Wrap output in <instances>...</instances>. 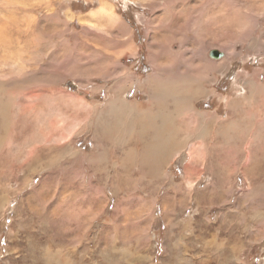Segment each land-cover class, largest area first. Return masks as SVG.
I'll list each match as a JSON object with an SVG mask.
<instances>
[{"label": "rangeland", "instance_id": "rangeland-1", "mask_svg": "<svg viewBox=\"0 0 264 264\" xmlns=\"http://www.w3.org/2000/svg\"><path fill=\"white\" fill-rule=\"evenodd\" d=\"M102 2L128 30L93 16ZM263 8L264 0H0V17L15 21L7 32L15 51L33 30L41 35L28 67L35 75L6 86L14 98L0 126L8 155L0 264H264V90H249L264 86V14L256 24L250 17ZM187 28L234 54L203 80L195 111L175 120L161 161L145 163L151 136L141 137L140 125L128 132L130 113L115 124L109 103L119 93L149 108L139 85L175 52L202 66ZM129 38L134 52L122 46ZM60 68L65 78H47ZM117 84L127 88L114 94ZM31 93L39 94L36 114L23 115ZM193 145L202 156L196 168L186 166Z\"/></svg>", "mask_w": 264, "mask_h": 264}, {"label": "bare ground", "instance_id": "bare-ground-1", "mask_svg": "<svg viewBox=\"0 0 264 264\" xmlns=\"http://www.w3.org/2000/svg\"><path fill=\"white\" fill-rule=\"evenodd\" d=\"M26 12L30 18V13L28 11ZM262 12H263L262 14L252 13V15L250 16L252 23H255L256 19H259V17L264 14V8L262 9ZM35 16L36 13L33 16L32 20H34ZM93 16L96 17L98 21L104 20L107 23H110L112 25H119L122 29L128 30V27L124 23L121 16L115 12L114 6L112 4L102 2L99 8H97V10L93 12ZM5 17L8 18L6 15ZM5 17L4 18L0 17V53H3L2 55H0L1 56L0 57V126L6 124L7 122L6 113L7 110H9V106L12 105L14 98V93L6 90V86L9 85V88L12 90L16 84H19V82H21L29 75H35L36 71L34 69H29L28 67L32 65L31 62L33 63L34 60L32 54L35 51H38V50L34 51V48L40 46L41 44L40 43L41 40H39L41 39V35H38V33H36V31L33 30V38L29 41L26 40L24 46H20V49H16L15 51L13 44L14 41L11 37L7 35V32L10 30L11 25H13L15 21L14 19H12L10 22ZM68 18H70V14L68 15ZM37 23L38 22L34 24V27L37 26ZM186 31L187 33H190L193 36H195V33L193 32L192 29L187 28ZM195 38L199 41L201 45L194 53L199 55V58L201 59L203 65L197 67L195 65L194 57H191L194 60H190L188 58L186 60L184 59L185 62L182 63L181 60L182 55H179L180 53L177 54V52L174 51L175 57L172 61H170L169 63L155 66V71L151 73L149 77H147V79L139 85L145 90V92L148 95L149 103H150L149 108L147 109L141 108V106L137 105L135 102L131 103L130 101H128L127 98L122 97L121 94L117 93V91L120 88L123 89L127 88L126 85L124 86V84L123 85L117 84V87H114L113 89L114 94L117 93V95L116 97L111 98L112 101L109 103V114L117 115L115 119V124H118L119 126L125 124L127 120L126 121H124L123 119L121 120V117L125 114L130 113V119L128 120L129 126L127 128L128 132L130 134L136 132V129L140 125L143 129L141 137L145 134L151 136L150 139L151 141L145 142V146H144L145 150H143V155L140 157L141 160L145 163L148 161L155 160L157 155L159 161H161L159 155L161 154L162 151H164L163 149H161V145L164 146L166 149L173 144L172 143L174 139L173 136L177 124L175 120L181 118L183 115H186L189 112L195 111V107L192 102L193 99H196V97L200 96L202 91H204L203 90L204 88L202 86L203 80L208 79L210 73L213 72L214 70H223V71L226 70L229 65L231 55L234 54V51L228 52L227 50H225L226 51L225 52L224 50H219V49L218 51L213 50L211 47L214 44H211V42L208 39H203L198 36H195ZM132 41L133 39L131 38L123 41L122 46L125 48L126 52L135 51V46L133 45ZM18 43L20 45V42ZM162 44L164 45V43ZM261 44H263V41H261ZM166 45L164 46L160 45V46L162 47L163 50H165L167 48ZM168 49L169 48H167L166 50ZM194 50L195 49L190 51H194ZM68 54L69 53L65 54V59L67 61H71L72 59H70V55ZM119 54H121V52H119ZM184 54L185 53H183V55ZM41 57L43 58V55ZM40 59L41 58H39V60ZM46 62L51 63L52 65L54 63L52 60H48ZM115 63H119L117 59L115 60ZM182 64L183 67H181ZM72 73L75 75L76 73H78V71H74ZM66 76H67V70H61L60 68V71H56L53 69L52 73H50L47 76V78L50 80L53 79L54 81L57 78L61 79V78H65ZM130 82H131L130 85L134 83L133 80ZM256 82L254 83L252 82V84H249V88H250L249 90L251 93L250 95H252L254 92H257L259 90H264V86H262L261 84H257L258 82L257 83ZM63 92L65 94L68 93L65 92V90ZM207 92L208 91H206L205 94H207ZM27 94L28 92L26 93V95ZM38 96H39L38 93L29 94V97L32 98L33 104L27 103L24 105L25 112L23 113V115L28 113L36 114V112H34L36 108L33 107L37 106L39 102ZM169 100H172L173 108L171 111L170 110L166 111L164 110L163 106ZM153 106L157 107V109L154 110ZM195 113H198L199 115H204V113L200 111H196ZM60 118L61 115H58L56 117V119H58L59 122H60ZM215 118L217 117L212 116L211 119L215 120ZM58 125L60 124L55 123L53 120H51V127H56ZM108 126H111V124L108 123ZM55 134L56 133L52 134V136H54ZM69 139L70 137H68L67 140ZM36 149H37L36 146L35 147L31 146L30 148L31 160L33 158H36V154L38 151ZM131 152H133V150ZM76 153L78 155L83 154L80 151H77ZM5 154L7 155V151L0 149V166H5V163L7 161V159L5 158ZM195 154L202 158V156L199 153V149H197L195 145H193V150L190 151L191 162H189L186 165L187 167L196 168L198 166V162L193 161V159L196 156ZM77 158L79 160L88 159L86 155L77 156ZM187 180L189 183L192 182L191 179L188 178V176H187Z\"/></svg>", "mask_w": 264, "mask_h": 264}]
</instances>
